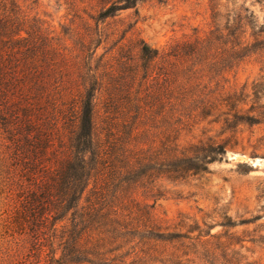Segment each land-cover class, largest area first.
Returning a JSON list of instances; mask_svg holds the SVG:
<instances>
[{
	"label": "trees",
	"instance_id": "16d2710c",
	"mask_svg": "<svg viewBox=\"0 0 264 264\" xmlns=\"http://www.w3.org/2000/svg\"><path fill=\"white\" fill-rule=\"evenodd\" d=\"M98 1L95 21L136 2ZM26 2L37 0H0V264L210 259L198 223L183 230L144 197L159 179L206 172L225 151L211 139L178 142L198 118L238 116L232 95L211 87L216 36L161 55L142 42L138 61L124 54L106 68L93 58L98 38L78 34L72 50Z\"/></svg>",
	"mask_w": 264,
	"mask_h": 264
},
{
	"label": "rangeland",
	"instance_id": "374dc122",
	"mask_svg": "<svg viewBox=\"0 0 264 264\" xmlns=\"http://www.w3.org/2000/svg\"><path fill=\"white\" fill-rule=\"evenodd\" d=\"M25 7L72 50L78 34L98 38L93 58L106 68H116L124 54L138 61L142 42L161 55L176 44L216 36L206 50L207 59L218 62L211 87L222 97L232 95L238 116L225 122L218 111L198 118L178 142L211 139L224 143L225 151L206 172L157 180L144 201L157 217L174 222L180 216L183 230L198 223L207 234L212 257L186 264H264V0H136L99 21L90 18L98 0H37Z\"/></svg>",
	"mask_w": 264,
	"mask_h": 264
}]
</instances>
